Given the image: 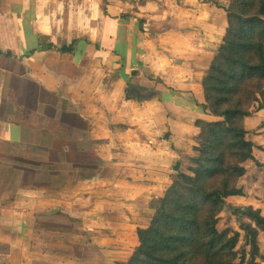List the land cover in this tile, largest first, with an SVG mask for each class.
Listing matches in <instances>:
<instances>
[{
	"label": "crops",
	"instance_id": "0c3cea01",
	"mask_svg": "<svg viewBox=\"0 0 264 264\" xmlns=\"http://www.w3.org/2000/svg\"><path fill=\"white\" fill-rule=\"evenodd\" d=\"M225 27L200 0H0V264L133 254L214 120L201 82Z\"/></svg>",
	"mask_w": 264,
	"mask_h": 264
},
{
	"label": "trees",
	"instance_id": "16d2710c",
	"mask_svg": "<svg viewBox=\"0 0 264 264\" xmlns=\"http://www.w3.org/2000/svg\"><path fill=\"white\" fill-rule=\"evenodd\" d=\"M200 1L226 22L201 82L206 115L214 120L196 122L189 166L173 168L171 184L150 202L148 225L135 231L138 248L115 264H264L260 210L231 209L241 232L217 229L226 200L243 197L245 164L255 162L245 119L264 108V0ZM246 246L253 250L249 260Z\"/></svg>",
	"mask_w": 264,
	"mask_h": 264
},
{
	"label": "rangeland",
	"instance_id": "374dc122",
	"mask_svg": "<svg viewBox=\"0 0 264 264\" xmlns=\"http://www.w3.org/2000/svg\"><path fill=\"white\" fill-rule=\"evenodd\" d=\"M215 1L218 4H222L227 0ZM245 128L248 131L246 138L254 147L253 156L255 162L250 161L245 164L246 175L238 183L243 197L229 198L226 200L225 205L222 206L220 220L217 226L218 231L232 229L241 232L240 225L236 222V218L232 214L231 209L250 208L253 210H260L261 216H264V108L260 110L255 109L251 117L245 119ZM191 155H193L192 151ZM181 166L180 170L185 171L189 166L187 158H185L184 161L182 160ZM172 171L169 176V184H171L173 180ZM244 220L246 221V219ZM259 243L260 251L264 254V236H261ZM244 252L246 254V259L249 260L253 254V250L249 246H246Z\"/></svg>",
	"mask_w": 264,
	"mask_h": 264
}]
</instances>
